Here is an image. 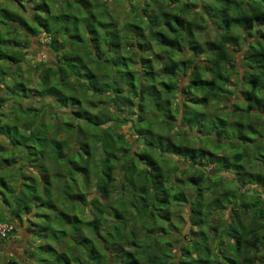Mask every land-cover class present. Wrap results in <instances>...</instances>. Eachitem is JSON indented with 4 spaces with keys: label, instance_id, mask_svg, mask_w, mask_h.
I'll return each mask as SVG.
<instances>
[{
    "label": "trees",
    "instance_id": "trees-1",
    "mask_svg": "<svg viewBox=\"0 0 264 264\" xmlns=\"http://www.w3.org/2000/svg\"><path fill=\"white\" fill-rule=\"evenodd\" d=\"M263 181L264 0H0V264H264Z\"/></svg>",
    "mask_w": 264,
    "mask_h": 264
},
{
    "label": "rangeland",
    "instance_id": "rangeland-1",
    "mask_svg": "<svg viewBox=\"0 0 264 264\" xmlns=\"http://www.w3.org/2000/svg\"><path fill=\"white\" fill-rule=\"evenodd\" d=\"M63 11L65 12V10H63ZM38 43H39V45H41V47H38V45L34 44V46L30 50V52H32V55L27 56V60L30 61V64L29 65L28 64L27 65H22L23 82L26 81L30 85H33V82L35 80L36 73H35V66L34 65L36 63H39V61H43V62L53 61V58L49 57L48 55H45V54H48L49 52L46 51L44 47H42V45H44L46 43V39H44V37H42V38L39 39ZM245 46H246V43L243 42V39L241 37L239 39V42L237 44H235L234 46H232L233 49H234L233 53H234L235 58H236L237 72H238V76H234V79H233L234 82L237 79L236 77L241 78L240 76L243 75L244 68L241 65V57H242V54L244 52ZM38 49H39V52L37 51ZM40 51H42V52H40ZM202 61H204L206 63V61H208V59L204 57V59H202ZM30 67H32V68H30ZM29 71H31V73H29ZM186 79H188V78H186ZM186 79L185 78L182 79L183 83L186 81ZM32 87L33 86H31V88ZM180 98H184V96L180 95ZM218 106L221 107V105H218ZM218 106H217V104H215L214 107L216 109H218ZM214 107H213V109H214ZM161 117H162V115H161ZM118 131H120L123 134H125L128 137V139H130V141L133 143V147L136 149V147L138 146L137 145V141H136V139L134 137L130 136V134H129V126L128 125H120L119 124ZM159 131H162V128H160ZM222 175H232V174L231 173H227V172H222ZM261 185L262 186H260V187H261L262 190H257V191H258V193L261 194V198L264 201V192H263L264 191V187H263L264 181L261 182ZM185 193L188 196L190 195L189 191H185ZM186 217H187V215L184 216V218H186ZM221 217H223L227 222L231 221L229 210H226L223 213H221ZM17 227H18V232L13 236L12 239H10V240L6 239L4 241V244L0 240V242H1L0 243V252L3 251V253L6 254V255H14L17 258L23 260L24 259L23 250L25 249L24 248V242L27 240L29 235L25 232L24 227L21 228L18 224H17ZM195 231H196L195 229L191 230V225L186 222V224L184 223L183 225H181V227L179 229V233L181 235L180 237H181L182 240H184L185 238L186 239H191V237L194 236V232ZM211 233L215 234V231L211 230ZM218 242L225 243V240H224V238H222V239L220 238L219 240L218 239L215 240V242L213 244L215 249L217 248ZM173 248H174L173 255L175 256V260H177L178 255H179L178 246H176L174 244ZM220 251H221V249H220ZM222 252H224V249H222ZM262 259L264 260V255L262 256Z\"/></svg>",
    "mask_w": 264,
    "mask_h": 264
},
{
    "label": "built area",
    "instance_id": "built-area-1",
    "mask_svg": "<svg viewBox=\"0 0 264 264\" xmlns=\"http://www.w3.org/2000/svg\"><path fill=\"white\" fill-rule=\"evenodd\" d=\"M10 229L11 227H7L6 225L0 226V235L2 237L5 236V233Z\"/></svg>",
    "mask_w": 264,
    "mask_h": 264
}]
</instances>
